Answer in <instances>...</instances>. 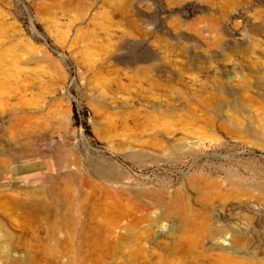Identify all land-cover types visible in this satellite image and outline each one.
I'll return each instance as SVG.
<instances>
[{
    "label": "rangeland",
    "instance_id": "rangeland-1",
    "mask_svg": "<svg viewBox=\"0 0 264 264\" xmlns=\"http://www.w3.org/2000/svg\"><path fill=\"white\" fill-rule=\"evenodd\" d=\"M0 264H264V0H0Z\"/></svg>",
    "mask_w": 264,
    "mask_h": 264
},
{
    "label": "bare ground",
    "instance_id": "bare-ground-1",
    "mask_svg": "<svg viewBox=\"0 0 264 264\" xmlns=\"http://www.w3.org/2000/svg\"><path fill=\"white\" fill-rule=\"evenodd\" d=\"M34 135L30 134L28 139L31 141L33 140ZM29 140V141H30ZM61 163L63 166L69 163L65 158H62ZM98 177L104 181H117L119 174L114 171H109L104 168H99L98 169ZM51 183L48 181H44L34 187H30L27 189H18V188H13L10 191L9 198L10 201H60L58 198H56L53 193H51ZM56 202H54L55 204Z\"/></svg>",
    "mask_w": 264,
    "mask_h": 264
}]
</instances>
